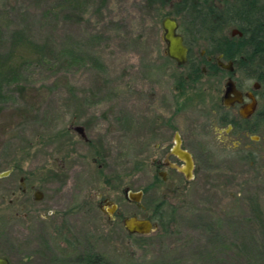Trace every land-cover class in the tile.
<instances>
[{
    "label": "rangeland",
    "instance_id": "374dc122",
    "mask_svg": "<svg viewBox=\"0 0 264 264\" xmlns=\"http://www.w3.org/2000/svg\"><path fill=\"white\" fill-rule=\"evenodd\" d=\"M182 1L0 0V55L13 69L0 78V171L20 167L0 179V256L12 264H264V126L258 141L217 128L198 136L191 129L214 99L171 119L174 85L188 68L166 56L160 21L175 17L183 35ZM207 45L190 44L200 67ZM22 53L30 58L18 70ZM234 70L247 73L251 63ZM217 79L199 93L219 99L226 76ZM170 123L197 160L189 180L173 171L176 189L157 180L155 166ZM207 139L211 153H198ZM247 153L252 162L239 160ZM30 172L24 194L19 177ZM125 188L141 190L140 203ZM99 195L120 216L107 218ZM36 208L45 220L25 217ZM62 213L68 242L54 232L52 217ZM132 215L155 229L128 234L121 219Z\"/></svg>",
    "mask_w": 264,
    "mask_h": 264
},
{
    "label": "flooded vegetation",
    "instance_id": "af4514ba",
    "mask_svg": "<svg viewBox=\"0 0 264 264\" xmlns=\"http://www.w3.org/2000/svg\"><path fill=\"white\" fill-rule=\"evenodd\" d=\"M185 42V40H184ZM186 46L188 47V55L190 48L185 42ZM206 60L207 61H212L216 62V58L218 55H206ZM223 62L229 61V60H224L223 57L221 58ZM233 62V69L232 70H227L221 68L220 70H207L205 66H202L200 71H194L191 69H187L186 71H183L182 74L176 79L174 87L177 89L179 92L178 95H181L184 97L183 103L179 102L177 100V96L174 103L175 106H172V120L175 119V114L180 113L184 114L189 113L191 110V107L194 106V104H201L205 103V100L207 99H214V101L210 102L207 105V110L205 111V121L201 123L200 127H197L195 129H191L192 131L195 132L198 136H201L202 138H207L208 133H210L212 130L214 131L216 128L220 129L223 131V133L227 130V132L230 133H243L247 137L250 138V140L253 141H258L261 139L259 135H257V131L259 128L264 126V88L263 85L258 81L256 78L252 80L251 84H248L247 78H249V75H247L246 72L239 71L241 74L240 75H235V62L233 60H230ZM175 62V61H174ZM198 63V61H195ZM176 63V62H175ZM187 62L184 65H187ZM177 64V63H176ZM218 65V64H217ZM237 66V65H236ZM238 67V66H237ZM204 68V69H203ZM226 76V79L224 80V91L222 92V95L217 98H213V95H208V94H203L199 93V91L203 88L205 82H213V83H220V79ZM251 77V76H250ZM228 81H232L234 84V88L240 92L241 94V99L240 101L234 100L231 104H226L224 102V95L226 92V83ZM203 83V84H202ZM198 88L196 93L189 94L187 96V92L189 89H194ZM177 92V93H178ZM205 92V91H204ZM249 94H251L254 98L255 104L252 112L248 116H243L241 114V110L243 107L247 106L248 104L252 103L251 98L249 97ZM231 99L234 97L233 95H230ZM195 98L196 101L193 99ZM171 120V122H173ZM170 125V126H169ZM166 126L167 132H170V143H167V145L162 146L160 145V152H162V156L156 160L155 166L157 168L156 170V175L158 176L157 180L162 183V184H174V185H167L168 188H173L176 189L178 188L177 185H175L174 176H173V171H176L180 174H182L183 179H190V175L194 174L197 160H196V155L195 151L193 150V145L186 144L184 142V138L182 135L181 131H175L174 126L172 123ZM165 131V129L160 127L158 131ZM161 131V132H162ZM253 136H257L258 139H253ZM264 138V136H263ZM208 143L201 144L197 148L198 153H202L203 155H206L208 153H211L208 149V145H210V142ZM206 148V149H205ZM183 150L186 151L190 154L191 160H192V166L188 170L187 163L186 161L180 157L178 154V151ZM166 154V155H165ZM253 153H247L243 157H239V160H247L249 159V162L253 161ZM165 155V156H164ZM208 161V160H207ZM167 168L169 170H167ZM7 171V175L1 178L8 177L12 172H17L20 171V167L14 166L9 169L3 170ZM0 171V172H3ZM18 173V172H17ZM29 174H32V172L27 173L25 176H20L19 181L21 186V192L25 194L27 190L31 188L30 180L31 176ZM188 176V178H187ZM0 178V179H1ZM181 178V179H182ZM181 185V184H180ZM183 186V185H181ZM182 188V187H181ZM43 190L40 188H33L32 191V197L34 201H41L43 199ZM125 197V194H124ZM98 199V208L99 210L104 213L107 218L113 219L115 216H120V211L118 208V204L114 201H110L105 197H102V195H99L97 197ZM126 198V197H125ZM127 199V198H126ZM112 203L116 204V208L114 209L113 213H110L107 209L112 207ZM40 208H36L33 211L26 210L24 215L25 217L29 216L30 213L31 216L33 215L35 218H40L42 220H45V215L39 214ZM17 214V213H16ZM15 214V215H16ZM67 214H61L58 217H52V220H54V232L59 233L58 235L64 236V241L68 242V234L70 233V230L68 229V226L66 224L67 219L66 218ZM32 216V218H34ZM38 216V217H37ZM68 216V215H67ZM137 216V215H135ZM124 218V217H123ZM121 219V221L123 220ZM40 221V220H39ZM39 225L42 226L43 222H39ZM152 221V220H151ZM123 224V223H122ZM36 227V226H33ZM33 227L30 229L33 230ZM67 232V233H66ZM128 233V232H127ZM129 234V233H128Z\"/></svg>",
    "mask_w": 264,
    "mask_h": 264
},
{
    "label": "trees",
    "instance_id": "16d2710c",
    "mask_svg": "<svg viewBox=\"0 0 264 264\" xmlns=\"http://www.w3.org/2000/svg\"><path fill=\"white\" fill-rule=\"evenodd\" d=\"M180 6L184 17L182 23L187 25L186 30H183V35L186 36V32H191L192 35V39H184L189 48L196 39H202L208 44L205 47L206 55L222 54L224 60H233L237 66L250 62L252 70L247 73L260 81L264 88V0H200L195 2L183 0ZM227 27L240 30L242 35L231 36L230 33L229 36L225 35L224 30ZM28 44L38 48L37 44L31 42ZM27 52L28 55L31 54ZM25 56L26 54L22 53L14 65L18 70L23 67V62L30 58ZM195 61L193 53L189 51L187 68L200 71L199 62ZM201 62H204L207 70L221 69L215 62L207 61L205 58ZM11 71H13L11 66L0 55L1 80ZM255 71H257L256 74ZM2 85L3 83L0 82V88ZM153 217L161 221L162 214L156 211ZM160 224L164 223L161 221Z\"/></svg>",
    "mask_w": 264,
    "mask_h": 264
},
{
    "label": "water",
    "instance_id": "95a60500",
    "mask_svg": "<svg viewBox=\"0 0 264 264\" xmlns=\"http://www.w3.org/2000/svg\"><path fill=\"white\" fill-rule=\"evenodd\" d=\"M161 27L163 30V41L165 42V54L167 57L175 61L178 65H184L187 62L188 59V47L186 46L184 42L183 35L179 32V23L177 19L171 15H164L161 18ZM231 36H241L242 32L236 28H232L230 30ZM222 54H219L216 58V62L220 68L232 70L233 69V62L232 61H226L223 62L221 60ZM204 69V68H203ZM230 95H233L234 97L231 99ZM249 97L252 100V103L248 104L247 106L243 107L241 110V114L243 116H248L253 108H254V98L251 94H249ZM241 94L239 91H237L234 88V84L232 81H228L226 83V92L224 95V102L228 105L231 104L234 100L240 101ZM79 131L81 129L79 128ZM253 139H258L257 136H253ZM178 154L181 158H183L186 163L188 170L192 166V160L191 156L188 152L180 150L178 151ZM7 171L0 172V178L7 175ZM125 197L130 200L137 203H140L143 192L141 190L132 191L128 188L124 189ZM112 207L108 208L107 210L110 213H113L114 209L116 208V204L112 203ZM123 226L125 230L129 234H141L146 235L152 232L155 229V224L151 221L149 218H139L135 215L124 217L122 220ZM0 264H12L7 258L0 256Z\"/></svg>",
    "mask_w": 264,
    "mask_h": 264
}]
</instances>
